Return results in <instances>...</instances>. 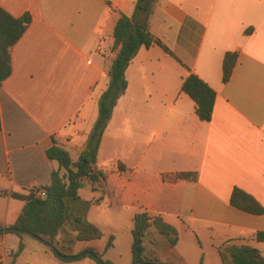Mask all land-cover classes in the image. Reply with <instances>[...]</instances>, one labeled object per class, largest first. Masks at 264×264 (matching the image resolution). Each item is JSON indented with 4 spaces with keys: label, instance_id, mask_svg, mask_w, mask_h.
Listing matches in <instances>:
<instances>
[{
    "label": "crops",
    "instance_id": "crops-1",
    "mask_svg": "<svg viewBox=\"0 0 264 264\" xmlns=\"http://www.w3.org/2000/svg\"><path fill=\"white\" fill-rule=\"evenodd\" d=\"M135 3L0 0L12 16H30L10 49V74L0 82V226L12 225L24 204L10 193L47 185L59 169L46 155L52 144L72 161L83 149L115 55V22L120 13L131 17ZM147 27L171 53L156 44L138 48L98 145L96 167L106 172L105 185L95 191L84 182L78 199L66 200L69 213L83 214L102 235L78 241L65 225L55 246L64 253L91 248L114 264H131L132 218L145 211L172 225L178 238L171 245L149 228L144 258L221 264L217 247L226 241L249 244L264 257V242L254 239L264 231V213L229 202L237 187L264 208V0H156ZM228 51L237 57L223 83ZM190 73L215 92L209 121L181 90ZM183 233L194 238L197 254L182 248ZM18 241L13 233L0 237L1 264H96L88 257L63 262L44 239L28 234L11 263Z\"/></svg>",
    "mask_w": 264,
    "mask_h": 264
},
{
    "label": "trees",
    "instance_id": "trees-1",
    "mask_svg": "<svg viewBox=\"0 0 264 264\" xmlns=\"http://www.w3.org/2000/svg\"><path fill=\"white\" fill-rule=\"evenodd\" d=\"M155 2L156 0H136L131 17L119 14L114 25L113 43L110 47L115 55L107 73L108 82L98 98V116L76 160L72 161L65 148L52 144L46 150V155L49 159L58 162L59 169L64 170L63 173L59 169L53 170L49 184L32 187L27 190L26 194L1 192V194H9L24 201L16 221L9 226H0V237L5 233H13L19 238L16 249L11 252V263L23 249L22 236L28 234L44 239L54 256L63 262L88 257L96 264H114L91 248L77 253L61 252L55 246L54 239L65 225L75 232V239L78 241L94 240L102 235L101 231L83 214L69 213L66 200H77L78 190L84 182H88L91 189L95 191L102 190L105 185L106 172L96 167L98 145L112 108L126 87L125 68L138 48L141 45L149 47L156 44L165 52L171 53L159 39L153 37L147 27V18ZM29 22L28 13L14 17L0 7V82L10 74V49L23 34ZM236 57V52L224 53L223 83L229 79ZM181 90L194 101L197 116L201 120L209 121L215 98L214 90L194 73L183 78ZM118 167L121 169V166ZM176 176L192 178L195 174L178 173ZM39 190H44L45 195L36 196ZM229 202L237 209L252 214L264 213V208L254 197L237 187L232 189ZM151 227L171 245L176 243L177 231L172 225L164 222L158 215L150 216L145 211L137 212L132 218L131 264H159L143 256V242ZM254 239L264 242V231L256 232ZM111 241L110 236L106 243L107 247L111 245ZM217 251L221 264H264V257L260 251L243 242L226 241L217 247Z\"/></svg>",
    "mask_w": 264,
    "mask_h": 264
},
{
    "label": "rangeland",
    "instance_id": "rangeland-1",
    "mask_svg": "<svg viewBox=\"0 0 264 264\" xmlns=\"http://www.w3.org/2000/svg\"><path fill=\"white\" fill-rule=\"evenodd\" d=\"M16 235V234H15ZM17 236V235H16ZM182 241H184V242H180V245H184V246H182V248H190L189 249V253L192 255H195V254H197V249L199 248L198 247V245H197V243H193L191 240L192 239H194L192 236H189L188 235V233H183L182 234ZM190 246H192L193 248H194V251H193V253H192V250H193V248L192 247H190ZM179 247V246H178ZM30 255H31V251H29L28 250V252L26 253V255H25V257H24V260H26L27 259V257L29 258L30 257ZM218 259H219V263H220V258L218 257ZM71 262V261H70ZM159 264H163V263H161V262H158ZM71 264H76V263H71Z\"/></svg>",
    "mask_w": 264,
    "mask_h": 264
},
{
    "label": "built area",
    "instance_id": "built-area-1",
    "mask_svg": "<svg viewBox=\"0 0 264 264\" xmlns=\"http://www.w3.org/2000/svg\"><path fill=\"white\" fill-rule=\"evenodd\" d=\"M44 195H45L44 190H39L36 192V196H44Z\"/></svg>",
    "mask_w": 264,
    "mask_h": 264
}]
</instances>
